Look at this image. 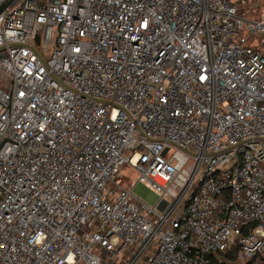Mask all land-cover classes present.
Masks as SVG:
<instances>
[{
  "label": "built area",
  "instance_id": "1",
  "mask_svg": "<svg viewBox=\"0 0 264 264\" xmlns=\"http://www.w3.org/2000/svg\"><path fill=\"white\" fill-rule=\"evenodd\" d=\"M246 2L0 0V264H264V12Z\"/></svg>",
  "mask_w": 264,
  "mask_h": 264
},
{
  "label": "rangeland",
  "instance_id": "2",
  "mask_svg": "<svg viewBox=\"0 0 264 264\" xmlns=\"http://www.w3.org/2000/svg\"><path fill=\"white\" fill-rule=\"evenodd\" d=\"M247 2L241 6L240 12L243 11L246 16L251 18L259 16L262 12H264V0H259L257 2L246 0ZM241 32H239V35ZM237 37H232V40H236ZM259 43H264V34H259L254 37ZM117 183L131 189L132 194L141 200L142 202L153 206L159 200L160 195L153 188H151L148 184L137 182L136 172L129 166H123L120 168V175L117 178ZM243 261H236V264H244ZM82 264V263H78Z\"/></svg>",
  "mask_w": 264,
  "mask_h": 264
},
{
  "label": "trees",
  "instance_id": "3",
  "mask_svg": "<svg viewBox=\"0 0 264 264\" xmlns=\"http://www.w3.org/2000/svg\"><path fill=\"white\" fill-rule=\"evenodd\" d=\"M211 264H236L237 253L236 250H229L224 253L218 252L217 254L210 255ZM244 264H250L245 262Z\"/></svg>",
  "mask_w": 264,
  "mask_h": 264
},
{
  "label": "water",
  "instance_id": "4",
  "mask_svg": "<svg viewBox=\"0 0 264 264\" xmlns=\"http://www.w3.org/2000/svg\"><path fill=\"white\" fill-rule=\"evenodd\" d=\"M5 4L0 6V11L4 8Z\"/></svg>",
  "mask_w": 264,
  "mask_h": 264
}]
</instances>
